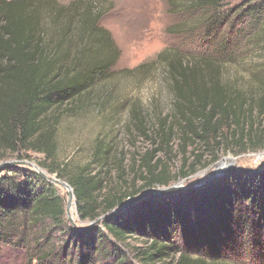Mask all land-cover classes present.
<instances>
[{
  "label": "trees",
  "instance_id": "obj_1",
  "mask_svg": "<svg viewBox=\"0 0 264 264\" xmlns=\"http://www.w3.org/2000/svg\"><path fill=\"white\" fill-rule=\"evenodd\" d=\"M180 1L176 0L180 9L208 13L198 22L208 37L220 36L225 20L238 13L235 21L231 19L223 45L216 48L221 58L224 48L237 44L264 50V0L223 12L221 8L231 0ZM84 3L0 0L1 161L15 153L17 160H23L21 151L52 157L60 118L110 95L100 91L113 77L119 55L111 32L101 24L109 9H101L93 0ZM157 57L165 63L172 94V109L159 119L157 129L167 147L177 135L182 153L188 143L210 147L220 140L231 141V146L243 151L264 149V76L256 75L254 86L237 89L221 79V58H186L169 50ZM131 107L134 128L148 137L147 123L153 120L147 119L138 103ZM153 158L154 153L146 152L138 164L127 167L112 154L108 140L95 143L91 159L66 179L80 221H96L84 230L67 222L65 202L55 183L30 166L1 167L0 260L131 264L128 240L144 233L149 234L143 239L145 245L131 251L137 264H236L222 252L229 243L235 249L240 238H252L255 228L264 229V170L233 169L204 187L151 194L107 217L128 198L156 186L166 187L196 171L183 155L176 173L163 160ZM130 177L140 185L130 187ZM175 236L183 247L175 245ZM253 240L250 249L260 247Z\"/></svg>",
  "mask_w": 264,
  "mask_h": 264
},
{
  "label": "rangeland",
  "instance_id": "obj_2",
  "mask_svg": "<svg viewBox=\"0 0 264 264\" xmlns=\"http://www.w3.org/2000/svg\"><path fill=\"white\" fill-rule=\"evenodd\" d=\"M55 1L67 5L74 0ZM252 1L254 0H231L221 10L222 12L229 9L237 10ZM79 2L85 6L84 0ZM93 2L101 9H109L103 16L101 24L111 32L119 51L112 69L113 77L105 81L100 88V91H109L110 95L81 112L63 115L60 118L55 138L56 150L52 157L47 158L44 154L34 151H21L19 155L24 161L37 165L40 163L43 167L38 166L48 177L55 174L56 178L66 181L91 159L93 147L98 140H108L112 154L120 156L127 167L134 163L138 164L140 157L150 152L154 153L153 161L157 158L163 160L171 173H176L183 155L187 157L189 164L195 165L196 171L187 178L170 182L165 187L170 188L167 193L173 194L204 187L212 179L220 178L233 169L249 172L264 170V149L243 151L240 147L231 146V141L220 140L221 142L210 147L188 143L185 152L182 153L177 135L170 141L169 149L157 130L159 119L172 109V94L165 63L159 60L157 55L163 50H169L171 53L178 52L186 58L196 59L200 56L221 58L216 48L223 45L222 40L227 35L231 19L235 21L238 13L225 20L220 29V36L208 37L206 28L198 24L200 18L207 16L208 13L189 10V7L180 9L176 6V0H93ZM237 33L236 30L232 32L233 39H236ZM207 38L214 42L208 41ZM224 50L226 54L220 59L222 62L220 76L224 82L237 89H247L256 83L254 80L256 75L264 76L263 49L237 44ZM134 102L141 106L148 120H153L147 123L148 137L134 128L131 118V106ZM17 156L18 153L11 154L6 159L17 160ZM197 156H200V162H196ZM3 161L0 160V164ZM62 166L65 170L60 172ZM218 168H224V173L218 175L221 173L217 172ZM60 173H63L62 177H59ZM112 175L114 176V173ZM128 179L130 187H138L141 183L132 181L131 177ZM56 185L65 202V218L69 225L78 228L87 226L90 222L80 221L76 202L75 206L72 204L69 207L71 219H68L66 211L68 193L61 185ZM161 188L164 187L156 186L152 189L157 192ZM162 194L164 193L159 195ZM146 196L134 204L142 202ZM147 235L149 234L137 233L129 238L128 257L131 264H137L131 251L134 247L144 246L143 239H147ZM140 236L141 239H138ZM253 238H256L253 243H261L260 247L251 246L250 249L249 244ZM173 242L176 246L183 247L180 238L177 239L175 236ZM231 246L232 244H227L222 252L227 260H235L236 264H264V229L261 227L255 228L252 238L247 240L240 238L235 243V249ZM13 262V258H9V261L0 260V264H15Z\"/></svg>",
  "mask_w": 264,
  "mask_h": 264
},
{
  "label": "water",
  "instance_id": "obj_3",
  "mask_svg": "<svg viewBox=\"0 0 264 264\" xmlns=\"http://www.w3.org/2000/svg\"><path fill=\"white\" fill-rule=\"evenodd\" d=\"M8 164H16V165H28L30 167H32L34 170H36L42 177H44L46 180L52 182V183H55V184H58V185H61L63 188L66 189L67 193H68V197H67V203H66V211H67V217L68 219H71V216L69 215V212H68V209L69 207L74 204L75 206V200H74V192H73V189L71 187V185L64 181V180H61L59 178H56V175L54 174L52 177H48L46 175V173H44L41 168L37 165V164H34V163H29L27 161H24V160H12V161H4L3 163L0 164V168L5 166V165H8ZM222 173H224V171H222L221 173H219L218 175H221ZM196 187V186H195ZM170 188H161L159 189V191H155L154 189H150V190H144L142 191L141 193H139L138 195L134 196V197H131V198H128L122 205H120L115 211L109 213L108 215H106L107 217L108 216H113L121 211H123L124 209H126L129 205H131L132 203H134L135 201L139 200L140 198L146 196V195H151V194H160V193H165L169 190ZM102 218V217H101ZM99 218V219H101ZM96 221H92L90 222L87 226H84V227H81L79 228V230H84V229H87L88 227H91L95 224Z\"/></svg>",
  "mask_w": 264,
  "mask_h": 264
},
{
  "label": "bare ground",
  "instance_id": "obj_4",
  "mask_svg": "<svg viewBox=\"0 0 264 264\" xmlns=\"http://www.w3.org/2000/svg\"><path fill=\"white\" fill-rule=\"evenodd\" d=\"M223 169H224V168H223ZM223 169L218 168V169H217V172H222ZM68 212H69V209H68ZM69 215H70V214H69Z\"/></svg>",
  "mask_w": 264,
  "mask_h": 264
}]
</instances>
